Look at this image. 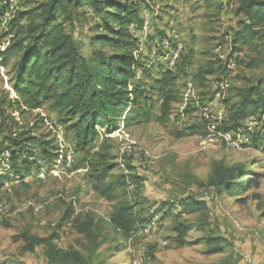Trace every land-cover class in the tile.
Returning <instances> with one entry per match:
<instances>
[{
	"label": "rangeland",
	"instance_id": "1",
	"mask_svg": "<svg viewBox=\"0 0 264 264\" xmlns=\"http://www.w3.org/2000/svg\"><path fill=\"white\" fill-rule=\"evenodd\" d=\"M48 1L14 0L13 6L17 12H29ZM8 2L0 0V9ZM150 2L154 8L158 7L155 40L152 47V28H145L138 45L153 50L145 59L144 51H140L138 57L147 62L159 61L166 70L176 68L171 65V58L173 54H180L176 62V66L179 64L176 81L170 87L174 102L168 121L160 123L162 91H154L152 86L155 78L161 77L157 71L149 77L144 75L136 86L149 98L148 104L142 106L143 110H150L151 117L133 112L130 125L127 128L122 125L106 143L104 133H100L90 156L109 146L105 151L109 152L114 165L109 182L117 184L114 200L101 199L88 189L84 166L90 156L75 150L74 134L61 124L59 112L50 111L49 103L34 110L24 107L15 114L7 108V103L16 98L11 88L15 58L2 67L0 57V112L5 111V125L15 119L18 123L11 127L14 135L25 134V138L52 142L55 148L54 157L48 159L41 157L39 149L34 150L37 164L24 173V180L14 178L8 167L2 173L8 176L0 186V264H48L43 247H38L34 253L23 251L24 243L17 238L26 231L40 237L56 233L59 236L57 246L81 250L84 255H90L91 264H264V146L249 145L247 135L234 137L235 134L229 132L214 138L212 134L213 128L218 131L224 127L222 125L232 124L231 116L236 113L241 92L264 78V42L256 39L253 46L235 55L238 60L232 69L229 68L230 77L222 79L221 69L232 54L234 32L239 29V22L245 20L237 15V1ZM70 10L75 20L66 28L75 36L82 53L91 58L94 52L91 41L97 33L95 20L86 9L71 7ZM145 12L146 5H143L141 14L144 17ZM4 28H7L6 23L0 28V53L11 44V37L1 39ZM157 32L162 34L157 36ZM178 35L183 42H177ZM252 60L257 63L254 68L248 66ZM210 69L214 73L205 76L204 82L200 81V71ZM188 106L189 113L186 112ZM221 109V117L216 122ZM254 121L247 118L242 126L248 130L257 128ZM202 124L208 133L200 127ZM192 126L199 128L197 135L180 136L183 129ZM225 135L229 137L224 138ZM233 138H237L238 146H232ZM69 153L74 155L72 163H68ZM7 156L9 154L6 164ZM242 165L251 170L244 191L237 197L231 198L227 192L219 193L210 186L215 167ZM127 166L130 169L127 170ZM129 174L140 178L139 188L126 177ZM254 180L258 181V187L254 186ZM187 198L202 202L204 207L178 219L175 218L180 211L176 209L172 217L163 221L162 215L156 213L164 204L177 206ZM118 202L132 205L138 220L147 221L129 239L109 221ZM71 205L75 207L73 222L92 218L102 229L101 247L94 254L90 252L89 242L75 231L71 221L59 228ZM153 211L159 216L155 229L151 228V224H155ZM177 222H184L189 228L186 237L189 244L184 247L175 242ZM208 237L225 239L223 252L208 254L205 240Z\"/></svg>",
	"mask_w": 264,
	"mask_h": 264
},
{
	"label": "trees",
	"instance_id": "2",
	"mask_svg": "<svg viewBox=\"0 0 264 264\" xmlns=\"http://www.w3.org/2000/svg\"><path fill=\"white\" fill-rule=\"evenodd\" d=\"M235 1L239 4L237 15L243 16L245 20L239 22V29L234 32L232 54L223 68L221 67L222 79L230 77L229 68L232 69L235 65L233 62L237 64L238 60L235 55L253 46L256 39L264 42V0ZM143 4L144 1L136 0H49L29 12L16 11L15 16L8 17V20L7 14L10 8L3 5L0 9V28L5 23L7 28H4L5 34L1 39L6 40L11 37V44L0 53L1 66H8L15 58L11 88L16 98L7 103V108L12 109L15 114L24 107L34 110L49 103L50 111L59 112L61 124L74 134L75 150L85 152L88 157L101 132L104 133L103 139L106 143L110 141L109 136L122 125L125 128L130 125L133 112L151 117L150 110H143L142 106L148 104L149 98L136 84L144 75L149 77L151 73L157 71L161 78H155L152 90L162 91L158 121L162 124L166 123L174 102V97L170 95V87L176 81L175 74L179 64L175 69L164 70V66L159 61L139 60L140 51H137L139 40L133 34V30L135 26L137 29H144V14H141ZM71 7L86 9V13L95 20L97 33L91 41L94 46L91 58H87L82 53L75 36L66 28L75 20ZM161 34L157 32V36ZM256 64V61L252 60L248 66L254 68ZM213 73V69L200 71L198 78L204 82L205 76ZM139 74L141 77L138 76ZM240 97L236 113L231 116L232 124L222 125L224 127L218 128V131L213 128L212 134L215 137H221L229 132H233L234 137L247 135L250 140L249 145L254 148H259V144L264 146V78L243 90ZM186 112H190L189 106ZM4 115L5 111L0 112L2 128L0 186L7 179L8 175L5 177V174H2L7 167L14 178L24 179V173L31 171L37 164L35 149H39L41 157L46 159L55 155L52 142L25 138V134L14 135L11 127L18 122L14 119L15 122L5 125L7 118ZM229 115L228 113L227 121L230 120ZM247 118H253L257 128L244 129L242 123ZM200 127L206 133L209 132L204 124ZM198 133L199 128L192 126L183 129L180 136ZM108 147L106 146L105 149ZM105 149L102 148L91 155L85 162L84 169L87 171L85 181L89 190L101 199L111 201L116 197L117 184L109 182L114 165L111 163L109 152ZM262 150L264 151V147ZM7 153L9 156L6 164ZM37 168L39 169L38 165ZM127 169L130 167L127 166ZM250 170L243 165L234 168L217 166L210 179V186L215 187L219 193L227 192L231 198L237 197L248 183ZM129 175L126 177H129L139 188L140 178ZM252 182L258 187L257 180ZM123 185H125L124 181ZM203 207L202 202L187 198L177 206L171 203L164 204L156 213L162 215L163 221L164 218L172 217L176 209L180 211L175 218L178 219L180 216L200 211ZM74 213L75 207L69 206L59 223V228L71 221L75 231L89 242L92 248L90 252L95 253L101 247L103 234L101 227L92 218L82 222L77 219L73 222L71 219ZM109 221L127 239L139 232L147 222L145 219L139 221L134 207L126 202H118ZM175 232L177 233L175 242L179 247L189 244L186 240L189 228L184 222H177ZM17 239L24 243L23 251L26 253H34L38 247H43L48 264H91L90 255H84L81 250L62 249L57 246L59 236L56 233L40 237L26 231ZM205 240L209 246L208 254L223 252L225 239L208 237Z\"/></svg>",
	"mask_w": 264,
	"mask_h": 264
},
{
	"label": "built area",
	"instance_id": "3",
	"mask_svg": "<svg viewBox=\"0 0 264 264\" xmlns=\"http://www.w3.org/2000/svg\"><path fill=\"white\" fill-rule=\"evenodd\" d=\"M8 5H9V7H11L10 16H15L14 6H13L12 2H8V4L6 3L5 7H8ZM143 5H146L144 29L145 28H152V31H153L152 47H153V42L155 40L154 30L156 28V23H157V22L155 23V20H156V8H158V7L154 8L153 5L151 4L150 0H144V4ZM144 29H137V26L134 27L133 34L136 36V38L138 40L142 39ZM177 42H183L179 35H178V38H177ZM152 50H153V48H152ZM137 51H144V59H145V55L151 54L150 47L149 48H137ZM178 55L179 54H173V58L171 59V65L172 66L176 67V62H177ZM144 59H139V60H144ZM233 63L236 65L235 62H233ZM221 114H222V109L220 110V112L218 113V115L215 118L216 122H217V119L221 117ZM254 123H256V122L254 121ZM214 138H216V137H214ZM72 155L73 154H71V153L68 154V163H72L73 162L74 155L73 156ZM39 164L41 166V161H39ZM38 177L40 179H43L44 176H38ZM16 183L17 182H12V184H16ZM158 222H159V216H157L155 214V224H151V228L155 229V227L157 226Z\"/></svg>",
	"mask_w": 264,
	"mask_h": 264
},
{
	"label": "bare ground",
	"instance_id": "4",
	"mask_svg": "<svg viewBox=\"0 0 264 264\" xmlns=\"http://www.w3.org/2000/svg\"><path fill=\"white\" fill-rule=\"evenodd\" d=\"M9 2H12V4L13 3H15L14 2V0H9ZM18 4V3H17ZM10 8V11L8 12V14H7V18L8 17H10V14H11V7H9ZM15 11V10H14ZM16 12V11H15ZM172 15V14H171ZM6 16V15H5ZM173 16V15H172ZM176 17V16H175ZM4 20V19H3ZM143 21H144V23H145V17L143 18ZM174 22V21H173ZM7 24V23H6ZM174 24H175V22H174ZM4 25V24H3ZM145 26V25H144ZM146 36V35H145ZM177 38V37H176ZM170 39V38H169ZM141 40V39H140ZM142 41V40H141ZM147 41V40H146ZM169 41V40H168ZM170 42V41H169ZM172 42V41H171ZM165 44L163 43V46H164ZM158 48V47H157ZM182 49V48H181ZM169 50V49H168ZM171 51V50H170ZM176 53V52H175ZM180 55V54H179ZM172 59V58H171ZM121 129V128H120ZM119 129V130H120ZM118 131V130H117ZM117 133V132H116ZM224 138L225 137H229V135H225V136H223ZM245 139H247V138H245ZM230 140V139H229ZM230 142H232V146L234 145V146H238V141H236V140H232L231 139V141ZM229 144V143H228ZM8 155V154H7ZM128 170V169H127ZM32 206V205H31ZM152 213H154V211L152 212ZM155 218V217H154Z\"/></svg>",
	"mask_w": 264,
	"mask_h": 264
},
{
	"label": "clouds",
	"instance_id": "5",
	"mask_svg": "<svg viewBox=\"0 0 264 264\" xmlns=\"http://www.w3.org/2000/svg\"><path fill=\"white\" fill-rule=\"evenodd\" d=\"M24 180V179H23Z\"/></svg>",
	"mask_w": 264,
	"mask_h": 264
}]
</instances>
